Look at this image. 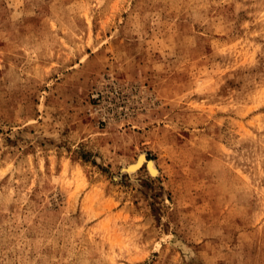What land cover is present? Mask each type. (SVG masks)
Wrapping results in <instances>:
<instances>
[{
    "label": "rangeland",
    "instance_id": "374dc122",
    "mask_svg": "<svg viewBox=\"0 0 264 264\" xmlns=\"http://www.w3.org/2000/svg\"><path fill=\"white\" fill-rule=\"evenodd\" d=\"M0 264H264V0H0Z\"/></svg>",
    "mask_w": 264,
    "mask_h": 264
},
{
    "label": "bare ground",
    "instance_id": "6f19581e",
    "mask_svg": "<svg viewBox=\"0 0 264 264\" xmlns=\"http://www.w3.org/2000/svg\"><path fill=\"white\" fill-rule=\"evenodd\" d=\"M144 162H145V157L144 156L139 157L138 161L133 166L130 167L131 172H134L137 169H139ZM148 169L152 176L158 175V170L154 162L150 161V163L148 164Z\"/></svg>",
    "mask_w": 264,
    "mask_h": 264
}]
</instances>
